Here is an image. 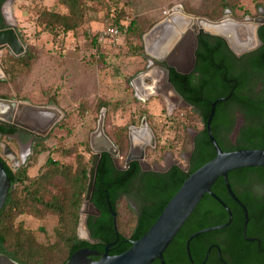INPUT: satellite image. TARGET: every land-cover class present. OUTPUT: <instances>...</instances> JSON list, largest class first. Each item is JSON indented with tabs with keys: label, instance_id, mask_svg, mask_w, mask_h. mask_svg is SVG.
<instances>
[{
	"label": "trees",
	"instance_id": "obj_1",
	"mask_svg": "<svg viewBox=\"0 0 264 264\" xmlns=\"http://www.w3.org/2000/svg\"><path fill=\"white\" fill-rule=\"evenodd\" d=\"M5 0H0V29L5 28L1 5ZM67 8L66 13L43 9L36 19L41 31L60 34L78 29L85 21L84 0H61ZM204 9L203 15L212 20H218L225 9L233 12L236 7L230 0H221L209 4ZM124 15L117 13L111 25L123 26ZM134 22L129 25V31H139ZM138 34V33H137ZM258 37L261 45L245 60L243 68H235L230 57L224 54L229 50L226 41L219 36L203 33L199 36L196 51L198 80L194 76L179 73L172 69L170 79L177 92L189 103L186 108L197 117L202 124L198 136L195 138L194 151L190 172H184L179 167H173L167 174L147 173L148 178L141 187V198L144 202L139 211L135 213V224L130 233L120 230L119 205L123 199L129 203V186L133 179L141 172L138 162H132L127 169H118L112 155L104 152L100 159L95 189L91 202L101 213L89 216L88 226L95 242L80 239L77 234L80 210L86 198L89 183V163L84 153L66 147L57 149L64 156H73L72 163H65L49 156L38 174H28L29 165L14 170L4 159L5 169L10 179L11 188L6 203L0 211V253L8 256L19 264H66L72 255L80 249L90 248L99 252L93 255V260H99L108 244L110 255H118L132 246V241L141 238L155 223L167 203L182 186L188 176L216 156V149L210 140L207 131V120L211 111V104L220 97L231 96L216 105L212 121V132L224 151H233L244 148L264 149V91L262 93H242L243 88L251 80L264 83V24L258 28ZM232 54V53H231ZM234 57V55L232 54ZM10 58L17 61V65L32 67L34 55L29 49L21 56ZM7 99L8 96L0 95ZM237 104L245 115V121L240 129L236 143L228 135L232 132L235 119L230 113V107ZM108 103L101 100L98 109L107 107ZM18 127L0 120V134L13 135L18 132ZM114 143L120 149L123 159L127 156L130 143L127 130L113 134ZM182 143L188 150L193 148L186 137ZM90 150L89 143L85 144ZM53 149L44 145V139H35V155ZM91 160V159H90ZM258 172L264 180V166L244 167L232 170L228 174L230 185L239 199L250 208L246 193L241 189V184L248 178V172ZM213 192L219 196L230 208L233 219L230 225L219 230L202 233L195 237L190 244L191 254H195V247H199L200 260H203L211 242L208 238L219 239L224 253L237 250L242 254V243H246L242 236L245 214L242 207L231 197L223 177L212 186ZM114 213H116L117 227L115 226ZM25 214L43 219L49 214L55 215L60 225L54 228V241L41 243L35 233L26 228L17 219ZM230 215L227 209L210 194H205L194 212L185 222L176 237L164 253L166 264H170L168 254L178 252V259L187 256L186 242L195 232L214 225L227 223ZM264 245V230L259 232ZM151 264H160L152 262ZM182 264V261L180 262Z\"/></svg>",
	"mask_w": 264,
	"mask_h": 264
},
{
	"label": "rangeland",
	"instance_id": "obj_2",
	"mask_svg": "<svg viewBox=\"0 0 264 264\" xmlns=\"http://www.w3.org/2000/svg\"><path fill=\"white\" fill-rule=\"evenodd\" d=\"M217 1L221 0H84V23L74 31L56 34L41 31L36 19L43 9L66 13L67 8L61 0H15L16 32L25 52L30 49L35 59L31 68L23 67L10 58V55L21 56L10 47L0 51V67L4 72L0 77V95L8 96V100L53 107L60 115L46 134H36L44 139V145L53 149L52 152L35 155L32 136L24 139L19 138L18 133L0 134V156L14 170L29 165L28 174L34 176L49 156L72 163L73 156H64L57 151L66 147L84 153L90 161V170L95 153L93 146L101 142V137L95 133L104 113V131L113 142V134L125 128L131 145V134L136 136L135 132L142 128L143 119H146L154 135L153 146L156 145L155 149L147 147V160L160 158L161 161L166 152H170L169 157L173 153L179 158L183 151H188L182 141L186 137L190 141V136L201 129L202 124L181 103L171 111L162 95H142L138 80L143 76L145 83L150 85L153 79L150 70L155 67L149 66L154 58L147 51L148 35L177 7L187 14L210 19L202 12ZM230 1L236 7L235 11L225 9L218 20L224 17L232 21L234 17L255 25L264 17V0ZM121 12L124 15L123 26L114 25L120 30V36L98 44L99 33L110 26L114 16ZM131 22L140 30L131 33ZM187 37L175 42L171 53L179 46L178 55L189 44ZM161 39L158 37L153 46ZM101 100L108 106L98 109ZM40 121L45 122V119ZM87 142L90 150L85 148ZM7 148L12 154H5ZM119 161L122 165L121 153ZM132 208L128 207L125 199L119 205L120 230L126 234L135 224L136 209ZM85 212L95 211L86 209ZM17 222L32 230L41 243L54 241V228L60 225L53 214L43 219L25 214Z\"/></svg>",
	"mask_w": 264,
	"mask_h": 264
},
{
	"label": "water",
	"instance_id": "obj_3",
	"mask_svg": "<svg viewBox=\"0 0 264 264\" xmlns=\"http://www.w3.org/2000/svg\"><path fill=\"white\" fill-rule=\"evenodd\" d=\"M15 0H5L2 4L1 11L2 16L4 18L5 28L0 29V51L10 47L16 55H22L25 52V48L16 32V18L14 15V5ZM181 8V7H180ZM176 9V8H175ZM172 9L169 15L162 21L160 24L165 22L167 19H170L174 13ZM182 9V8H181ZM183 13L189 17L190 22L185 26H180L176 30L173 31V34L167 36L166 39H163L162 42H157V52H153L149 50L147 46L148 53L154 58V60L163 62L168 60L172 64V55L171 51L175 42L179 41L182 37L188 36V34L195 32L198 34L201 30L197 28L196 24L189 29L191 22H196L197 20H207L213 23H220L225 18H221L220 20H211L206 17H200L196 15H191L185 13L182 9ZM230 12V11H228ZM237 20L236 18H232ZM240 22H244V20H237ZM158 24V25H160ZM264 24V17L261 18L259 22L255 24V35L258 40V46L261 45V41L258 37V28ZM157 25V26H158ZM156 26V27H157ZM193 29V31H192ZM204 32L222 37L229 46L237 53L241 54L248 50L253 49H241L237 50L231 44L227 35L209 30L203 29ZM194 47H196L197 40L194 38ZM159 51V52H158ZM178 56V55H177ZM152 63V62H151ZM158 70L162 73V81L165 86V91L169 94L170 100L174 99L175 104L170 106L168 102V96L163 91H158L155 95H162L166 105L168 108L173 111L180 103L186 104L183 97L177 92L174 85L170 79V70L164 67H154L151 70ZM150 70V71H151ZM181 72V71H180ZM183 73V72H181ZM4 76V72L0 67V77ZM151 79V78H150ZM152 83L150 85L155 84V81L151 79ZM229 96L220 97L216 99L211 104V111L207 120V131L210 137L211 142L213 143L216 149V156L211 159L209 162L198 168L195 172L191 173L188 178L185 179L182 186L175 193V195L171 198V200L167 203L155 223L150 227V229L139 239L132 241V246L126 250L125 252L118 255H110V246L114 243H110L106 246L104 253L102 254L99 260H93L91 256L98 255L99 252L93 251L90 248H83L75 252L69 261L66 264H151L155 259H160L162 264H165L164 253L173 239L176 237L180 229L183 227L185 222L194 212L200 201L203 199L205 194H210L213 196L219 203H221L229 212L230 220L227 223L209 226L203 228L195 233H193L186 242V250L188 255L191 258V250L190 244L191 241L197 237L198 235L213 231L219 230L227 227L231 224L233 215L229 208V206L219 197L217 196L213 190L212 186L218 180V178L223 177L231 197L244 209L245 211V232L247 229L249 216L248 210L245 204L239 199V197L233 191L228 174L232 170L244 168V167H258L264 166V149L260 148H244L233 151H224L217 140L215 139L212 132V121L216 110V105L220 101L227 100ZM0 104L4 107H0V120L3 122L13 123L15 126H20L26 128L33 133L38 135L46 134L49 129L53 127L57 117L60 115V112L54 109L53 107H43V106H35L28 103L17 102L15 100H8L0 98ZM47 113L56 114L55 118L49 123L41 122L40 120H44L42 116ZM104 117L105 114L102 113L101 119L99 122V127L96 136L101 137V142L93 146L95 153L93 156V164L89 170V183L85 201L80 210V220L78 225L77 234L80 239L88 240L91 242H95L96 239L92 238L90 229L88 226L89 212H85L87 209H93L100 215V211L94 206L91 202L92 195L95 189L97 168L104 152L111 154L114 158L116 164H118L120 150L115 145V143L111 140V138L104 131ZM142 127H145L150 132L151 143L150 145H154V135L147 124L146 119H143ZM135 129V128H134ZM134 130H132L133 132ZM146 148L147 145L142 144L139 147H136L133 143L132 134H131V145L129 153L126 157V163H130L133 160L141 161L144 164V160L146 157ZM6 155H10L11 150L7 148L5 150ZM190 155V153H189ZM167 170V168H164ZM11 188L10 179L8 177L7 171L5 169V163L0 159V211L4 207L9 190ZM116 213H114L115 218V226L117 227ZM85 229L86 234L82 235L81 230ZM210 250L208 251L209 254ZM207 254V257H208ZM0 264H19L8 256L0 253Z\"/></svg>",
	"mask_w": 264,
	"mask_h": 264
},
{
	"label": "flooded vegetation",
	"instance_id": "obj_4",
	"mask_svg": "<svg viewBox=\"0 0 264 264\" xmlns=\"http://www.w3.org/2000/svg\"><path fill=\"white\" fill-rule=\"evenodd\" d=\"M203 33L206 32L200 31L198 34H195V32L188 34L187 38L189 40L188 42L189 44H187V46L184 47L185 49V57L183 59L184 61L180 59L182 50H180V53L177 56V51L179 50V46H178L177 51H173L171 53V55L173 56L171 61L172 64L168 60H165L163 62L150 60L149 66L150 67L158 66V67L167 68L170 70V74L172 72V69L176 70L179 73L183 72V74L186 75L193 74L194 80H198L199 71L195 72V69L197 68L196 51L198 49L199 36L202 35ZM194 38L197 40L196 47H194V41H193ZM227 45L231 53L234 55V57L229 51L226 50H224V54L227 57L229 56L231 58L230 60L234 62L235 64L234 66L237 69L243 68L245 65V60L248 58V55H250V53H252L259 47L258 46L241 54H237L229 46L228 43ZM263 91H264V83L262 81L251 80L243 88L242 93H262ZM184 101L186 102V104L183 103L182 105L189 106V103L185 99ZM173 104H175V101L171 105ZM229 111L235 119V125L232 132L228 135V138L233 143H236L240 133V129L245 121V115L242 109L240 108V106H238L237 104H233L232 107H230ZM6 123H10V122H6ZM10 124L15 126L13 123ZM15 127H18L19 129L17 132L20 136L19 138L25 139L26 137L32 136V139L33 138L36 139L38 136L36 135V133H33L32 131L26 128L20 126H15ZM197 136H198V132L196 131L192 136H190V143L193 145V148L188 151H183L180 154L179 158L176 157V155H174L173 153L171 154V157H169L170 152H166L164 155L161 156V161L160 158L152 159L151 161H148L147 153H146L144 164L138 160H133L130 163H126V157H127L126 156L123 159L124 161L122 162V165H120V161L118 160V164H116L112 156L114 164L118 169H127L132 162H138L140 165L141 172L133 179L132 183L130 184L129 186L130 195H128V200L130 201L131 205L134 206L136 211H139L144 203L140 195L141 194L140 189L145 184L146 178H148L147 173L153 172L157 174H167L175 166L179 167L184 172L187 173L190 172L191 161L194 151V143H195V138ZM151 141L152 139L150 138L149 143H151ZM149 143L147 147L152 146ZM155 146L152 147H154L155 149L156 148ZM164 168H167V170H164ZM241 187H242L241 190L246 193V199L250 202L251 205V211L250 208L245 205L248 210L249 221L246 232H245V222L242 231L241 237L246 242L241 244V246L243 247V249L241 250L242 254L240 255V253L237 250L233 251L232 253H224L219 239L214 240L212 238H208L207 240L204 241L211 242L208 249V251L210 250V252L208 254L207 251L206 256L204 257L203 260H200V253H199L200 251L198 249L200 246H204L203 244H206V242L198 244L195 247V254L197 255L198 259L194 258L193 254H191V258H190L188 253L185 259H178V252L172 251L168 254L170 264H180L181 261L182 264H264V245L262 244V238L259 236V232L264 230V180L260 178L258 172L250 171L248 172V178L246 179V181H244L241 184ZM243 212L245 214L244 209ZM94 213H90V215ZM129 241H133V240H129ZM154 261L155 263L159 262L160 264H162L160 259H155Z\"/></svg>",
	"mask_w": 264,
	"mask_h": 264
},
{
	"label": "bare ground",
	"instance_id": "obj_5",
	"mask_svg": "<svg viewBox=\"0 0 264 264\" xmlns=\"http://www.w3.org/2000/svg\"><path fill=\"white\" fill-rule=\"evenodd\" d=\"M189 22H190L189 17L183 13L181 8L177 7L174 10V13L170 19H167L165 22L155 27L148 35L149 50L153 52H157L158 48L156 47L157 48L156 49L155 46H153V44L154 42L157 41L158 37L160 39L162 38L160 40L162 41L163 39H166L167 36L172 35L173 31L176 30L178 27L185 26ZM194 24H196L197 28L200 30L209 29L227 35L231 44L237 50L252 48L258 43V40L255 35V25L251 24L248 21L240 22L234 19L231 21L228 18H225L220 23H213L207 20H197L196 22L190 23L189 29L192 28ZM184 57H185V49L183 48V50L181 51L180 59L183 60ZM150 76H152L153 80L155 81V84L153 85L146 84L145 83L146 81H144L143 76L140 77L138 80V84L140 85V91L142 92V95H146V93H149L146 96H150L154 93L156 94L158 91H163L168 96V102L170 106H172L171 104L174 102V99L170 100L169 94L165 91V86L162 81L163 79L162 73L158 70L153 69L150 71ZM143 92H145V94ZM0 107H4V106L0 104ZM4 108H6V106ZM55 115L56 114L54 113H47L44 114L42 118H44L45 121L49 123L56 117ZM146 134L148 135V137L150 136V132L148 131V129L142 127L137 132H135L136 136L132 135L133 143L135 144L136 147H139L142 144L148 145L150 139H146L147 137ZM149 138H151V136ZM81 234L82 235L86 234L85 229L82 228Z\"/></svg>",
	"mask_w": 264,
	"mask_h": 264
},
{
	"label": "built area",
	"instance_id": "obj_6",
	"mask_svg": "<svg viewBox=\"0 0 264 264\" xmlns=\"http://www.w3.org/2000/svg\"><path fill=\"white\" fill-rule=\"evenodd\" d=\"M119 36H120V30L118 29V27L110 25L99 33V36L97 37L98 44H103L107 42V40L110 41L115 40Z\"/></svg>",
	"mask_w": 264,
	"mask_h": 264
}]
</instances>
